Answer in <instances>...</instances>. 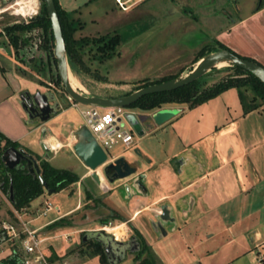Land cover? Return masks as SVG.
I'll list each match as a JSON object with an SVG mask.
<instances>
[{
    "label": "crops",
    "instance_id": "0c3cea01",
    "mask_svg": "<svg viewBox=\"0 0 264 264\" xmlns=\"http://www.w3.org/2000/svg\"><path fill=\"white\" fill-rule=\"evenodd\" d=\"M92 1L59 3L64 10L75 13ZM259 2L247 0L238 6L237 18L224 23L213 39L202 40L199 49L219 41L264 65V6L258 8ZM14 3L0 9V21L4 22L0 27V132L37 158H46L57 168L73 171L72 166L56 157L68 148L81 171H74L80 180L71 185L78 184L77 203L63 212L59 208L56 216L41 223L36 224L41 217L30 220V227L41 231L80 211L88 202L83 200L82 191H90V199L96 203L86 209V214L97 218L119 215L122 220L114 226L124 224L125 231L131 226L148 246L142 258L150 256L156 264H259L264 259V104L246 110L237 87L193 107L187 103L166 104L163 108L178 109L177 114L160 125H153L149 117L150 130L140 135L150 136L161 129L160 144L150 148L134 140L122 151L109 153L108 163L124 156L136 167L134 174L109 181L102 165L93 170L75 152L74 145L81 140L79 131L85 125L77 113L79 104L69 99V104L47 121L31 119L23 109V92L45 91L17 90L1 62L4 58L10 66H23L14 52L2 45L8 40L13 48L4 28L20 22L11 20V16L18 14L10 7ZM6 13L10 17H5ZM191 58L194 59L189 57L167 65L181 68ZM13 73L19 78L16 71ZM156 110L159 108L142 110L141 114L151 116ZM53 139L60 145L55 146ZM95 171L100 173L102 183L93 177ZM60 227V231L44 232L47 236L43 245L48 247L51 257L63 256L69 248L58 232H71V225ZM114 234L118 235L115 231ZM6 241L0 238V248ZM22 251L24 257L16 248L10 250L6 257H0V264H7L3 260L16 254L23 264V246ZM132 254L134 264L139 263L136 253Z\"/></svg>",
    "mask_w": 264,
    "mask_h": 264
},
{
    "label": "rangeland",
    "instance_id": "374dc122",
    "mask_svg": "<svg viewBox=\"0 0 264 264\" xmlns=\"http://www.w3.org/2000/svg\"><path fill=\"white\" fill-rule=\"evenodd\" d=\"M15 1L17 2L18 0H0V9ZM78 1H80V4L85 2V0ZM135 1L138 2L136 3ZM139 1L93 0L79 11L75 13L71 12V19L76 20V26L82 25V27H78L75 31V38H97L103 35L113 36L119 34L122 40L117 47L116 54L103 61L95 56L97 44L91 42L90 44H85L83 48H79V54L83 58L85 66L89 68V71H86V68L78 67L77 73L70 64L71 71L75 77V89L79 92L85 95L112 97L134 89L141 84V80L143 79L155 80L171 75H178V77L185 76L195 67V58L200 52L201 48L199 49L198 45L201 44V41L213 39L224 23L231 22L234 18H237L240 13L237 7L247 0ZM10 7L19 14L11 16V20H18L20 22L26 19L23 15L36 11L34 7H27L19 3H14ZM40 7L41 0H37V9L40 10ZM4 15L5 17H10L9 13ZM3 23V21H0V27ZM194 25L196 28H192ZM192 29L195 30L192 31ZM26 36L29 39L28 42L23 44L20 47L21 49L17 51L9 45L8 40H5L2 44L7 50L14 52L17 60L23 65L21 67L18 64L17 66H10L9 62L2 58L1 62L3 66L8 69L7 76L10 80H13L12 83L15 84L17 90L29 88L34 92L36 88H39L46 92L54 88L53 90L57 98L61 101L60 109H62L69 104V99L73 100L66 93L62 81H59L57 61L54 58V47L52 50H49L50 47H44L43 43L46 41V36L42 29L28 32ZM211 44H215L214 41ZM47 45L51 46L52 41L49 40ZM195 46L196 50H193ZM195 51H197L196 54ZM189 57H194V59H189V63L184 67L179 68L167 65L169 63L173 65L177 64L184 59L187 60ZM151 63L153 66L148 67ZM142 64L145 66L143 65V67ZM163 64H166V66H159ZM217 65L201 76L200 85H213L224 77L235 73V70L230 68L229 62L223 66L218 62ZM154 66L155 68H153ZM13 71H16L19 78L15 76ZM90 106L79 104L77 113L81 119V110ZM125 109L126 113L122 118V122L125 124L122 129L132 131L135 142L141 141V144L150 148L157 147L160 144L159 141H162V130L154 131L152 135L141 138L131 128L126 116L134 108L125 107ZM141 111L137 109L133 113L139 117L142 115ZM143 128L146 131L150 130L149 125H146V123H143ZM126 147L124 143L119 141L112 148L108 149V152L111 155L116 154ZM72 155V152L68 148H64L56 157L57 159H63V163L66 165L72 166L74 168L73 171L81 172L80 168L77 167V160L72 158ZM107 163L102 165V170H104ZM78 188V184L75 186L70 185L52 195H49L48 191H46L35 198L30 203V206L26 207L24 212H22L23 217L27 221L31 220L30 222L37 217H41L36 224L53 218L58 214L59 208L63 212L77 203L79 196ZM81 195L83 200H88V202L80 211L67 216L69 220H72L71 232H58L63 237L64 243L69 245L67 253L60 256L61 258L58 261H66L68 264H102L98 260V255L91 256L88 252H85L86 250L89 251V249L82 245V234L88 230L105 229L104 227L107 225L114 226L120 222V219L110 218L109 222L105 224L102 219L109 215L97 218L86 214V209L93 207L96 200L90 199L84 191H82ZM47 201L52 204L53 208L44 214L47 208ZM11 204V201L7 197L5 198L0 194V238L6 237L4 223L16 222V216ZM31 206L32 208H30ZM60 229V226L55 228L45 227L39 233L42 236H47L44 233L45 231L55 232L57 230L60 231ZM106 231L109 232L108 230ZM109 233L114 234V231H110ZM134 233L135 231L129 226L122 235L115 234V236L120 240H127ZM53 247L55 248V246ZM14 248L24 257L25 254L22 251L19 240H7L0 248V257H6L9 251ZM82 249L85 251H82ZM132 255V253H129L118 264H134ZM32 264L35 263L33 262Z\"/></svg>",
    "mask_w": 264,
    "mask_h": 264
},
{
    "label": "trees",
    "instance_id": "16d2710c",
    "mask_svg": "<svg viewBox=\"0 0 264 264\" xmlns=\"http://www.w3.org/2000/svg\"><path fill=\"white\" fill-rule=\"evenodd\" d=\"M55 2L63 29L69 62L73 69L76 70V72L78 70V67H84L87 69L86 71H89V68L85 66L84 60L79 54V48H83L85 44L87 45L93 42L94 44L98 45L96 48L95 56L101 61L111 58L116 54L117 47L122 42L119 34L113 36L103 35L97 38L83 37L77 39L74 37V33L78 29V27H82V25L79 24L77 27L75 24L76 20L71 19V12L64 10L60 5L59 0H55ZM263 6L264 0H261L258 4V8H262ZM35 29L43 30L46 36V41L43 43L44 47H50L49 50H52L55 46L54 35L45 0H41V7L37 15L30 18L28 21L25 20L22 22L14 23L12 25H7L5 26L4 31L9 38V41L17 51L23 44L28 42L29 39H27L28 37L26 36V34L28 32L34 31ZM1 35L2 32L0 31V36ZM49 40L52 41V47L47 45ZM214 43L215 44H207L201 49V51L195 58V63L207 53L216 51L220 48L229 49L240 57L258 62L251 57L242 56L236 53L231 48L227 47L225 44L219 41H215ZM230 68L234 69L235 73L224 77L222 80L214 83L213 85H200V77L190 82L189 84L171 91L146 94L139 98L136 102H134L131 107L144 111H152L158 108H162L166 104L170 103H187L190 107H193L219 95L220 93L231 87L238 88L242 103L245 106L246 110H250L264 104V82L250 71L239 66H230ZM58 77L59 81H61L59 73ZM176 77H178V75L166 76L155 80L143 79L141 80V84L136 86L134 89L112 97L127 95L141 87L163 82ZM249 92L252 94V96L249 94ZM3 141L5 142L4 145H2ZM9 146L19 147V144L6 138L0 132V154L5 148ZM38 160L41 167V175L46 181L48 189H54L55 192H57L80 180L79 174L70 169L57 168L53 166L46 158L38 157ZM11 184L13 185L15 195V200L12 203L13 206L17 209H22L30 206V203L35 198L47 191V188L42 184L41 180L36 175L29 173L27 168L10 170L9 174L8 169L4 166L3 161L0 159V187L7 194L11 187ZM87 196L89 198H92V194L90 193V191H87ZM115 217L122 220L119 215H115ZM110 218L111 217H106L102 219V221L107 224ZM66 225H72V220H69L67 217H62L54 223L48 225V228H55L58 226ZM134 231L135 235L142 245L141 250L136 253V260H139V263L137 264H156L155 260L150 256L142 258V254L148 251V246L142 239L141 234L136 229ZM82 245L89 249V251H85L84 249H82V251L88 252V254H90L91 256L98 255L99 260L102 264H109L104 248L100 242L90 240L87 242H82ZM70 252L72 253V251ZM60 258L61 257H58L55 254L53 257H51V260L56 261ZM4 262L7 264H21V258L18 254H16L13 257L6 258Z\"/></svg>",
    "mask_w": 264,
    "mask_h": 264
},
{
    "label": "water",
    "instance_id": "95a60500",
    "mask_svg": "<svg viewBox=\"0 0 264 264\" xmlns=\"http://www.w3.org/2000/svg\"><path fill=\"white\" fill-rule=\"evenodd\" d=\"M45 2L54 35V57L57 61L58 73L61 77L66 93L77 104L100 107H131L134 102L146 94L171 91L189 84L203 76L212 67L218 66V62L223 59L228 60L231 66H239L250 71L264 82V66L262 64L240 57L229 49L220 48L203 56L195 63V67L185 76L150 84L141 87L130 94L118 97L85 95L75 89L69 80L68 72L72 69L68 59L65 38L56 2L55 0H45ZM30 97L33 98V103L29 104L27 98L29 99ZM20 98L21 105L27 112L29 118L34 119L35 115H33V112L37 111L36 116H38L41 121L49 120L52 114L57 112V105H59V103L51 105L50 100L54 97H50L48 93H44L41 90L36 91L33 95H31L29 91H25L20 95ZM177 112L178 109L161 108L155 111L151 116L140 115L137 117L133 112H128L126 116L131 128L139 135H143L146 131L143 128V123L149 125V117L151 118L153 125H160L174 117ZM124 124L125 123L123 122L122 125ZM79 132L81 140L74 145L75 152L89 168L97 170L101 165L107 163L109 154L96 140L86 124L83 125ZM0 159L4 162V166L8 171L27 168L29 173L36 175L41 180L42 184L47 188L49 195L55 193L54 189H48V185L41 175L39 160L33 153L27 151L23 147L9 146L4 150ZM103 171L109 181H115L134 174L136 172V167L131 165L124 156H120L114 161L107 163ZM93 177L98 183H102L101 175L98 171L93 173ZM7 195L11 202H14L15 195L12 184ZM90 240H95L102 244L109 264H118L124 260L129 253H138L142 247L141 242L136 235H133L127 240H120L117 239L113 233H109L105 229L85 231L82 235V242Z\"/></svg>",
    "mask_w": 264,
    "mask_h": 264
},
{
    "label": "built area",
    "instance_id": "2783aa9c",
    "mask_svg": "<svg viewBox=\"0 0 264 264\" xmlns=\"http://www.w3.org/2000/svg\"><path fill=\"white\" fill-rule=\"evenodd\" d=\"M38 13L39 10L36 8V11H32L28 15H22L26 19H29ZM125 113L126 109L124 107H100L92 105L81 110L85 124L108 154V149L112 148V146L119 141L124 143L127 147L134 142L135 138L132 131L122 129L124 126L122 125V118ZM0 194L9 199L1 187ZM9 201L11 200L9 199ZM46 204L47 208L44 214L53 208L50 202L47 201ZM11 205L16 216V222L4 223L5 238L10 241H20L26 252V257L22 261L23 264H32L33 262L35 264H68L66 261L51 260L48 247L43 245L46 237L39 233V229L31 228L29 225L30 222L23 217L22 212H24L26 208L17 209L13 206V203ZM259 264H264V259H262Z\"/></svg>",
    "mask_w": 264,
    "mask_h": 264
},
{
    "label": "bare ground",
    "instance_id": "6f19581e",
    "mask_svg": "<svg viewBox=\"0 0 264 264\" xmlns=\"http://www.w3.org/2000/svg\"><path fill=\"white\" fill-rule=\"evenodd\" d=\"M17 3H19V4H24V5H32V6H34V7L37 6V0H18ZM219 64H220L221 66L226 65V64H228V60L223 59V60H221V61L219 62ZM68 76H69V80H70L72 86H73L74 88H76V87H75V85H76L75 77H74V75H73V73H72L71 70H69V72H68ZM53 143H54L55 146L60 145V143H59L56 139H53ZM104 228H105L106 230H108L109 232H110V231H115V232H117L118 235H122V234L125 232V226H124V224H118V225H116V226H110V225H107V226H105ZM114 235H115V234H114Z\"/></svg>",
    "mask_w": 264,
    "mask_h": 264
},
{
    "label": "flooded vegetation",
    "instance_id": "af4514ba",
    "mask_svg": "<svg viewBox=\"0 0 264 264\" xmlns=\"http://www.w3.org/2000/svg\"><path fill=\"white\" fill-rule=\"evenodd\" d=\"M55 87V86H54ZM54 88H52V90L50 89L49 91H46L44 93H48L50 95V97H54L53 99L50 100V103L51 105H56L57 103H59V105H57V111L60 109V105H61V101L57 98L56 96V93L54 92L53 90ZM34 93H31V95H33ZM27 102L30 104V103H33V98L30 97L29 99L27 98ZM33 115H35L34 119H40L37 115V111L36 112H33ZM53 115V114H52ZM6 149V148H5ZM4 149V150H5ZM4 150L1 152L0 156L2 155V153L4 152ZM4 163V162H3ZM8 173H10V171H8ZM8 196V195H7ZM135 235V234H133ZM132 235V236H133ZM131 236V237H132Z\"/></svg>",
    "mask_w": 264,
    "mask_h": 264
}]
</instances>
